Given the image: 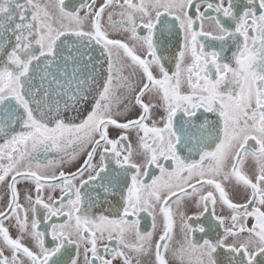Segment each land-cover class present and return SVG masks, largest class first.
<instances>
[{
    "label": "snow or ice",
    "instance_id": "6c2138e0",
    "mask_svg": "<svg viewBox=\"0 0 264 264\" xmlns=\"http://www.w3.org/2000/svg\"><path fill=\"white\" fill-rule=\"evenodd\" d=\"M0 264H264V0H0Z\"/></svg>",
    "mask_w": 264,
    "mask_h": 264
},
{
    "label": "flooded vegetation",
    "instance_id": "af4514ba",
    "mask_svg": "<svg viewBox=\"0 0 264 264\" xmlns=\"http://www.w3.org/2000/svg\"><path fill=\"white\" fill-rule=\"evenodd\" d=\"M57 195H58V193H57ZM192 211H193L192 209H189V214H192Z\"/></svg>",
    "mask_w": 264,
    "mask_h": 264
}]
</instances>
